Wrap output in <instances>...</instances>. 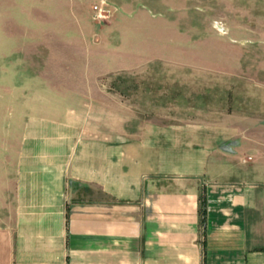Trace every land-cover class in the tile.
Here are the masks:
<instances>
[{
	"label": "crops",
	"instance_id": "1",
	"mask_svg": "<svg viewBox=\"0 0 264 264\" xmlns=\"http://www.w3.org/2000/svg\"><path fill=\"white\" fill-rule=\"evenodd\" d=\"M38 105L0 123V264H264V122Z\"/></svg>",
	"mask_w": 264,
	"mask_h": 264
},
{
	"label": "rangeland",
	"instance_id": "2",
	"mask_svg": "<svg viewBox=\"0 0 264 264\" xmlns=\"http://www.w3.org/2000/svg\"><path fill=\"white\" fill-rule=\"evenodd\" d=\"M111 95L165 122H264V0H0L3 136L38 104Z\"/></svg>",
	"mask_w": 264,
	"mask_h": 264
},
{
	"label": "built area",
	"instance_id": "3",
	"mask_svg": "<svg viewBox=\"0 0 264 264\" xmlns=\"http://www.w3.org/2000/svg\"><path fill=\"white\" fill-rule=\"evenodd\" d=\"M95 10L97 9V5L94 6ZM99 15H105V12H101ZM247 159H251V156H248Z\"/></svg>",
	"mask_w": 264,
	"mask_h": 264
}]
</instances>
